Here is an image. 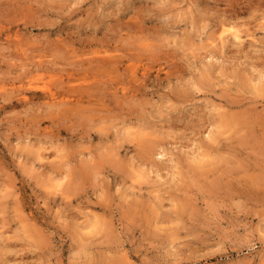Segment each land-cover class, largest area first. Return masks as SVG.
<instances>
[{
    "label": "rangeland",
    "instance_id": "374dc122",
    "mask_svg": "<svg viewBox=\"0 0 264 264\" xmlns=\"http://www.w3.org/2000/svg\"><path fill=\"white\" fill-rule=\"evenodd\" d=\"M262 88L264 0H0V264H264Z\"/></svg>",
    "mask_w": 264,
    "mask_h": 264
},
{
    "label": "bare ground",
    "instance_id": "6f19581e",
    "mask_svg": "<svg viewBox=\"0 0 264 264\" xmlns=\"http://www.w3.org/2000/svg\"><path fill=\"white\" fill-rule=\"evenodd\" d=\"M224 25H225V24H223L222 26H224ZM224 29H225V28H224ZM224 31H227V30H224ZM233 36H234L235 40H237V41L240 40V41H241V37H240L237 33L234 34ZM223 38H224V37H223ZM223 38H222V35H221V40H222V41H224V39H225V38H224V39H223ZM234 38H233V39H234ZM218 40H219V39H218ZM235 42H236V41H235ZM236 43H237V42H236ZM238 43H239V42H238ZM223 45H224V47H223ZM222 47L225 48V43L222 44ZM222 47H221V48H222ZM104 64H106V63H104ZM259 89H260V92H261V88H259ZM263 89H264V88H262V92H263ZM49 92H51V91H49ZM49 94H50V93H49ZM55 94H56V93H55ZM55 94H53V92H51V94H50V96H49L50 99L53 98V97L55 96ZM55 97H56V96H55ZM57 97H58V96H57ZM26 99H27V98H26ZM54 99H55V98H54ZM63 101H64V100H63ZM57 102H58V101H57ZM57 102H56V103H57ZM60 102H61V101H60ZM53 104H54V103H53ZM61 104H62V103H61ZM61 104H56V105L58 106V105H61ZM65 104H66V103H65ZM54 105H55V104H54ZM47 106H48V105H47ZM224 117H225V116H224ZM226 118H229V119H230L231 117L227 116V117H225L224 119H226ZM226 120H227V119H226ZM226 120H225V121H226ZM223 121H224V120H223ZM224 124H227V123L224 122Z\"/></svg>",
    "mask_w": 264,
    "mask_h": 264
}]
</instances>
